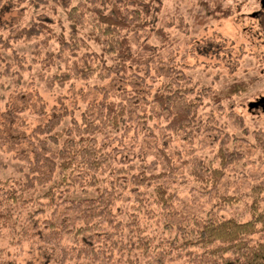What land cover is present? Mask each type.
Masks as SVG:
<instances>
[{"label": "rangeland", "instance_id": "obj_1", "mask_svg": "<svg viewBox=\"0 0 264 264\" xmlns=\"http://www.w3.org/2000/svg\"><path fill=\"white\" fill-rule=\"evenodd\" d=\"M53 3L38 7L36 0H0V192L20 187L27 168L23 155L34 157L35 137L31 136L33 142L28 139L34 128L45 125L64 108L70 114L61 127L68 126L72 118L81 120L82 113L103 98V88L114 101L131 96L132 92L146 96L148 100L138 108L147 118L134 114L130 125L114 129L109 138L100 141L112 158L103 170L96 172L95 178L75 171L67 174V185L58 174L56 182L30 189L29 194L35 191V204L33 207L30 201L27 206L41 210L35 215V222L26 220L25 211L18 218V222L26 220L28 228L24 224L23 228L8 226L0 230V264L7 260L16 264H184L188 252L177 251L167 259L160 254L168 248L176 224L184 218H206L217 213L219 218L250 220L253 186L264 181V103L260 100L264 97V19L251 16L259 8V0H163L152 25L163 28L170 39H150L160 52L158 62L152 66L153 77L142 82L135 76L113 81L94 75L50 86L49 82L71 65V60L56 56L59 35L70 37L71 27L66 10ZM46 16L51 32L32 39L15 40L9 36L11 26L28 27ZM87 30L89 27L83 29L81 36L87 38ZM6 42L11 46L6 47ZM88 42L101 52L99 45L89 38ZM172 66L184 74L173 82L172 91L186 93L198 105L196 118L180 131L170 130L167 112L151 102L154 93L165 88L163 84L168 81ZM235 83H243L244 88L227 96L225 92ZM216 96H221L222 101L218 102ZM222 148L236 151L239 157L230 158L218 189L211 190L210 185L206 187L196 179L192 169L198 163L219 167ZM159 149H165L172 158L177 168L175 175L137 186L122 179L114 169L130 175L142 170L159 174L167 166ZM161 182L168 194L174 195L171 207L164 208L157 200ZM53 185H59L54 199L58 203L56 217L67 222L72 217L64 213L69 205L63 202L65 199L96 197L100 188L116 195L108 218L94 219L101 222L103 234L81 237L80 242L73 234L64 237L62 244L71 255L64 262L63 246L59 248L43 239L48 234L43 220L54 216L45 195ZM221 195L235 199L227 203L221 201ZM260 206L263 210L264 194ZM98 234L109 239L98 242ZM255 238L264 240V234ZM144 240L150 245L142 243ZM82 244L94 246L99 259L94 254L77 257L76 246Z\"/></svg>", "mask_w": 264, "mask_h": 264}, {"label": "trees", "instance_id": "obj_2", "mask_svg": "<svg viewBox=\"0 0 264 264\" xmlns=\"http://www.w3.org/2000/svg\"><path fill=\"white\" fill-rule=\"evenodd\" d=\"M51 1L54 2L53 5L57 4L66 10L67 19L70 21V37L64 33L59 35L60 49L56 56L63 61L71 60V65L58 74L55 81L52 79L49 82L50 86L55 82L64 84L73 78L89 79L94 75L102 80L111 78L113 81H126L135 76L142 82H146L149 76L153 77L152 66L158 62L160 52L158 46L150 39L153 36L162 42L170 39L163 28H155L152 25V18L162 8L163 0H36V6L43 4L45 5L43 7H47L51 5ZM11 27L9 36L15 40L19 37L37 38L44 32L52 31L47 16L34 21L28 27ZM87 27L89 30L84 31L87 36L85 38L81 36V32ZM88 38L101 47V52L91 48ZM5 46H11V43L6 42ZM9 71H11L10 66H7L6 72ZM182 76L184 77V74L181 70L172 66L168 81L163 84L165 88L155 92L151 100L162 111L167 112L170 118L168 128L175 131L187 129L197 116L198 105L189 100L186 93L173 92L171 89L173 82L179 81L178 78ZM242 84L231 85L225 94L227 96L236 94L244 88ZM102 91L103 98L91 104L82 113L81 120L72 118L68 126L61 127L70 114L68 109L64 108L53 115L45 125L34 128L28 138L33 142L31 136L35 137L34 157L23 155L22 159L27 164V168L24 171V178L19 181L20 187L0 192V230L8 226L12 229H16L17 226L23 228L27 219L35 222L34 217L41 209H32L35 204V200H32L35 191L29 194L30 189L46 187L51 181L56 182L58 174L67 185L69 184L67 174L75 171L95 178L96 172L103 170L112 158L110 152L103 150L100 141L109 138L114 129L130 125L135 119L134 114L140 119L147 118L138 108L142 102L148 100L146 96L132 92L131 96L114 101L110 98L109 91L104 88ZM216 97L218 102L222 101L221 96ZM129 102L135 103L134 106ZM160 153L167 166L159 174H150L142 170L139 174L130 175L121 169H114L120 173L122 179L137 186L175 175L177 168L172 158L165 149H159ZM219 157V167H205L202 163H198L192 169L196 179L203 182L206 187L210 185L211 190L218 189L230 158L239 157V154L234 150L228 151L222 148ZM161 183L158 187L157 200L164 208L171 207L174 195L168 194L167 188L163 187L165 183ZM1 185L3 181L0 179V187ZM58 188L59 185H53L45 192L49 197L48 205L53 206L51 211L54 216L43 220L48 229V234L43 239L46 243L54 244L59 248L63 246L62 261L64 262L71 256L70 249L62 244L64 237L73 234L76 242H80L81 237L95 233L103 234L104 232L100 231L101 222L94 219L108 218L115 204L116 195L111 190L100 188L96 197L65 199L63 202L66 201L69 205L64 213L72 217L71 222H67L56 217L58 203H55L54 199ZM253 193L255 197L252 201L250 220L240 221L234 217L219 218L217 213H210L206 218L196 216L184 218L180 224H176L177 229L173 228L175 224L171 223L172 228L175 229V236L168 244V248L161 250L163 259L173 257L177 251H182L189 254L184 264H264V240L255 238L258 234H264V209L262 210L260 206V197L264 194L263 180L253 186ZM3 194L4 197H1ZM220 199L230 203L235 198L221 195ZM30 201L33 207L27 206ZM24 211L27 216L25 222L23 219L18 222ZM100 234L97 235L98 242L109 239L103 238ZM142 243L150 245L149 241L144 240ZM76 248L77 257L94 254L99 259V251H96L92 245L82 244ZM1 264L16 263L7 260Z\"/></svg>", "mask_w": 264, "mask_h": 264}, {"label": "flooded vegetation", "instance_id": "obj_3", "mask_svg": "<svg viewBox=\"0 0 264 264\" xmlns=\"http://www.w3.org/2000/svg\"><path fill=\"white\" fill-rule=\"evenodd\" d=\"M259 8L254 10L251 14L252 17L254 18H259V17H262L264 19V0H259ZM264 98V97H261V99ZM263 103H264V100H262ZM262 107V104L261 106Z\"/></svg>", "mask_w": 264, "mask_h": 264}, {"label": "water", "instance_id": "obj_4", "mask_svg": "<svg viewBox=\"0 0 264 264\" xmlns=\"http://www.w3.org/2000/svg\"><path fill=\"white\" fill-rule=\"evenodd\" d=\"M261 101L264 100V98L260 99ZM250 106H253L252 104H250Z\"/></svg>", "mask_w": 264, "mask_h": 264}]
</instances>
